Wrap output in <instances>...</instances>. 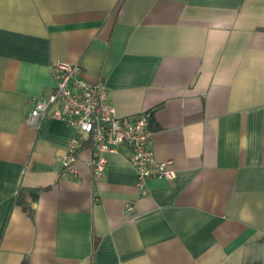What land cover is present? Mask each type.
<instances>
[{
  "label": "crops",
  "instance_id": "0c3cea01",
  "mask_svg": "<svg viewBox=\"0 0 264 264\" xmlns=\"http://www.w3.org/2000/svg\"><path fill=\"white\" fill-rule=\"evenodd\" d=\"M59 62L121 123L151 112L172 181L139 193L126 146L100 181L89 147L63 170L74 131L27 122ZM23 259L264 264V0H0V264Z\"/></svg>",
  "mask_w": 264,
  "mask_h": 264
},
{
  "label": "built area",
  "instance_id": "2783aa9c",
  "mask_svg": "<svg viewBox=\"0 0 264 264\" xmlns=\"http://www.w3.org/2000/svg\"><path fill=\"white\" fill-rule=\"evenodd\" d=\"M52 72L56 81L55 88L46 98L34 102L27 122L36 125L40 120L50 117L63 121L74 131L60 159L65 172L76 177L78 152L82 144L90 140L89 166L95 181L105 176V155L116 153L120 146L130 150L129 163L134 170L135 186L139 193L146 189L151 178L169 182L175 178L170 162L157 160L151 147V112H142L121 123L115 109L108 102L106 87L103 84L88 83L78 64L59 62L53 66ZM124 213L128 218L133 217L134 204H126Z\"/></svg>",
  "mask_w": 264,
  "mask_h": 264
},
{
  "label": "trees",
  "instance_id": "16d2710c",
  "mask_svg": "<svg viewBox=\"0 0 264 264\" xmlns=\"http://www.w3.org/2000/svg\"><path fill=\"white\" fill-rule=\"evenodd\" d=\"M83 147H89L90 148V140H86L83 144H82V146H81V148H83ZM80 148V149H81ZM20 191H19V193H18V196H17V202L20 200ZM21 264H30L29 263V260L28 259H23L22 260V262H21Z\"/></svg>",
  "mask_w": 264,
  "mask_h": 264
}]
</instances>
